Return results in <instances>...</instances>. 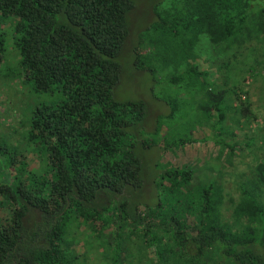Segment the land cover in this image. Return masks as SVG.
Wrapping results in <instances>:
<instances>
[{
    "label": "trees",
    "instance_id": "16d2710c",
    "mask_svg": "<svg viewBox=\"0 0 264 264\" xmlns=\"http://www.w3.org/2000/svg\"><path fill=\"white\" fill-rule=\"evenodd\" d=\"M170 3L198 114L163 133L114 97L134 0H0V264H264V5Z\"/></svg>",
    "mask_w": 264,
    "mask_h": 264
},
{
    "label": "rangeland",
    "instance_id": "374dc122",
    "mask_svg": "<svg viewBox=\"0 0 264 264\" xmlns=\"http://www.w3.org/2000/svg\"><path fill=\"white\" fill-rule=\"evenodd\" d=\"M170 2L171 0H134L135 10L129 17L130 38L119 58L122 72L119 83L114 89V97L117 102L131 101L145 103L149 110V118L147 120L148 130H155L157 121H160L163 125V133L173 128V126L180 128L182 122L193 123L198 109L194 99L196 95L195 90L191 87L187 88L186 85L190 81L186 79L181 85H175L171 81V77L178 76L176 74L180 73V71L174 70L171 64L165 66L159 60L156 54L160 46L157 44H159V40H162V36L155 30H149L150 27L152 28L158 23V15L161 16L171 6ZM253 2L256 9L263 8L264 0H253ZM192 34L189 32V35ZM180 36L179 38H181ZM166 39L172 41V46L180 42L179 39L175 41L174 37L172 39L166 37ZM199 40L207 48L205 47V52L203 53H201L202 51H198V54L211 56L215 61L219 59L220 64L226 62V59L222 58L226 54L223 49L215 50L217 48L209 44L208 39L204 36ZM136 62L138 63L137 65H135ZM201 62L203 63H200V66L206 64L204 61ZM232 64L234 66L231 67V71L233 72L234 70V73L235 71L236 73H241L242 70H239L237 62ZM210 68L209 72L215 70L214 67L213 69ZM260 91H262L261 95L264 99V83L260 89L252 88V102L255 107L263 105L260 103L262 101V97L259 95ZM165 101L173 104L174 107L167 116H164L169 113V109L164 108ZM184 113L187 114V117L182 119L181 115L183 114L184 116ZM259 113H261L260 120L262 121L264 118V108ZM193 146L196 148L195 144ZM190 147L192 148V145L188 144L187 148ZM153 157V154L150 155V163L154 161Z\"/></svg>",
    "mask_w": 264,
    "mask_h": 264
}]
</instances>
